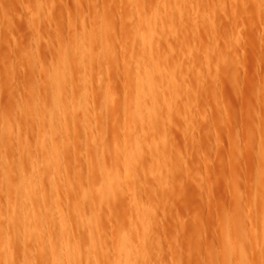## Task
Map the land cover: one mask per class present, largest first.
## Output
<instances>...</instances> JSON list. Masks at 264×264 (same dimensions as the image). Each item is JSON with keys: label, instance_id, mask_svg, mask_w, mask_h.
Returning a JSON list of instances; mask_svg holds the SVG:
<instances>
[{"label": "rangeland", "instance_id": "obj_1", "mask_svg": "<svg viewBox=\"0 0 264 264\" xmlns=\"http://www.w3.org/2000/svg\"><path fill=\"white\" fill-rule=\"evenodd\" d=\"M147 34L153 38L144 44ZM145 71L157 85L152 120L138 119L135 104ZM54 76L62 96L53 92ZM54 98L63 113L50 123ZM51 129L54 142L42 147L39 138ZM0 161V224L13 255L0 264H52L65 239L77 246L78 264H117L124 232L137 236V264L264 263V0H0ZM29 167L43 191L33 219L39 249L22 216L19 227L8 221V202H19L16 187ZM106 172L122 180L113 198L104 193ZM58 206L69 228L60 227ZM140 215L150 223L142 227Z\"/></svg>", "mask_w": 264, "mask_h": 264}, {"label": "bare ground", "instance_id": "obj_2", "mask_svg": "<svg viewBox=\"0 0 264 264\" xmlns=\"http://www.w3.org/2000/svg\"><path fill=\"white\" fill-rule=\"evenodd\" d=\"M173 7H174V5H173ZM168 10H169V8H168ZM182 10V9H181ZM171 12H173V10L171 11ZM177 14H178V12H176ZM182 14V13H181ZM173 15H175V14H173ZM159 16V15H158ZM176 16V15H175ZM171 17V16H170ZM89 20V19H88ZM88 20H87V22H88ZM154 23V22H153ZM170 23V22H169ZM161 24V23H160ZM165 24V23H164ZM153 25V24H152ZM154 25H155V23H154ZM161 25H163V24H161ZM171 25H172V23H171ZM155 27V26H154ZM153 27V28H154ZM157 27H160V25L159 26H157ZM163 27H165V25H163ZM174 27V26H173ZM149 28V27H148ZM139 29V28H138ZM162 29V28H161ZM149 30V29H148ZM146 31V30H145ZM152 31H154V30H152ZM159 31H161V30H158V32ZM88 32V31H87ZM147 32V31H146ZM140 33L142 34V31H140ZM147 33H149V31L147 32ZM83 34V33H82ZM154 34V33H153ZM153 34H147V35H144V36H142L143 37V42H144V44L146 43L147 44V42H149V41H151V39L153 38ZM157 35V34H156ZM160 35V34H159ZM162 36V35H161ZM141 37V38H142ZM83 38V37H82ZM89 38V37H88ZM81 40H83V39H81ZM159 40H160V38H159ZM84 41V40H83ZM156 41H158V38H157V40ZM82 42V41H81ZM150 43V42H149ZM80 44H82V43H80ZM83 45H85L84 44V42H83ZM142 45H143V43H142ZM55 46V45H54ZM75 46V45H74ZM155 46V45H154ZM58 47V46H57ZM80 47H81V45H80ZM145 47V50L147 49V45H145L144 46ZM157 47V46H156ZM142 48H143V46H142ZM74 49H75V47H74ZM73 49V50H74ZM83 49V48H82ZM84 49H85V47H84ZM149 49H150V46H149ZM155 49V48H154ZM153 49V50H154ZM58 50V49H57ZM70 50H72V49H69V51ZM54 51H55V49H54ZM75 51V50H74ZM147 51H148V49H147ZM146 51V52H147ZM150 51V50H149ZM34 52V51H33ZM32 52V53H33ZM68 52V51H67ZM72 52V51H71ZM83 52V51H82ZM81 52V54L83 55V53ZM143 52V51H142ZM154 52H155V50H154ZM66 53V52H65ZM86 53V52H85ZM89 53V52H88ZM36 54V53H35ZM54 55H56L55 53H54ZM70 55V54H69ZM73 55V54H72ZM75 56H77L76 54H74ZM73 55V56H74ZM82 55H80V56H82ZM150 55V54H149ZM59 56V55H58ZM57 56V57H58ZM89 56V55H88ZM98 56V55H97ZM147 56H148V54H147ZM156 56V55H155ZM65 57V56H64ZM70 57H72V56H70ZM78 57H79V55H78ZM150 56H148V58H149ZM36 58H38V57H36ZM63 58V55H61V59ZM66 58V57H65ZM73 58V57H72ZM80 58V57H79ZM67 59V58H66ZM150 59V58H149ZM154 59V58H153ZM152 59V60H153ZM88 61V60H87ZM56 62V61H55ZM67 62V61H66ZM86 62V61H85ZM153 62V61H152ZM152 62H150V63H152ZM60 63V62H59ZM63 63V62H62ZM76 63V62H75ZM83 63V62H82ZM148 63V62H147ZM51 64V63H50ZM77 65V64H76ZM80 65V64H79ZM83 65V64H82ZM151 65H153V63L151 64ZM51 66V68H52V65H50ZM70 67V65H68L67 64V67ZM66 67V68H67ZM68 67V68H69ZM144 67H147L143 62L141 63V64H139V66H138V69L140 70L141 68H144ZM50 68V69H51ZM60 68V67H59ZM58 68V69H59ZM81 69H82V67H81ZM152 69H153V66H152ZM159 69V68H158ZM70 70V69H69ZM83 70V69H82ZM161 70V69H160ZM164 70V69H163ZM56 71V70H55ZM88 71H89V69H88ZM49 72H50V70H49ZM58 72V71H57ZM158 72V71H157ZM51 73H52V70H51ZM56 73V72H55ZM59 73V72H58ZM68 73H70V72H68ZM98 73V72H97ZM142 73V72H141ZM144 73V78H138L139 80H138V90H136V91H138L139 93V95L137 94V97L135 98L136 100H135V104H136V106H137V109L139 110L138 111V113H137V115H138V119H143L144 117H148V119H150L152 116H154L155 115V109H156V106H157V101H155L156 99H158V98H156V96L154 95L155 93V91H156V88H157V85L155 86V84L153 83V80H152V77L153 76H151L150 74H148V72L147 71H145V72H143ZM160 73H161V71H160ZM153 74V73H152ZM49 75H50V73H49ZM74 75V74H73ZM86 75V74H85ZM88 75L90 76V73H88ZM159 75V74H158ZM157 75V76H158ZM61 76V75H60ZM67 76H69V75H67ZM165 76V75H164ZM50 77V76H49ZM63 77V76H62ZM88 77V76H87ZM98 77H100V76H98ZM166 77H168V76H166ZM52 78V77H51ZM71 78V77H70ZM78 78H80V77H78ZM82 78V77H81ZM89 78V77H88ZM161 78V77H160ZM165 78V77H164ZM67 79V78H66ZM99 79V78H98ZM137 79V78H136ZM154 79H155V77H154ZM63 80V79H62ZM85 80H86V77H85ZM155 80H157V77H156V79ZM69 81V80H68ZM78 81V80H77ZM137 81V80H136ZM50 83H51V80H50ZM53 85H54V87H53V92H55V94H59V95H61L62 93H61V88H63L64 89V87H62L63 86V81H61L60 80V78L59 77H57V76H54L53 77ZM75 83V82H74ZM82 83V82H81ZM156 83H157V81H156ZM71 85V84H70ZM68 86V85H67ZM75 86V85H74ZM76 86H78V85H76ZM81 86V85H80ZM85 87H86V83H85V85H84ZM163 88V87H162ZM67 90V89H66ZM88 90V89H87ZM158 90H160V88L158 89ZM162 90V89H161ZM154 93V94H153ZM159 94L158 95H161L160 94V92H158ZM43 94V93H42ZM67 94V93H66ZM65 94V95H66ZM162 94H163V92H162ZM62 96V95H61ZM53 97H54V95H53ZM56 97H58V96H56ZM55 97V98H56ZM162 97H164V96H162ZM54 98V99H55ZM63 98V97H62ZM51 99V98H50ZM64 99V98H63ZM85 99V98H84ZM83 100V99H82ZM88 100V99H87ZM33 101V100H32ZM51 101V100H50ZM60 101V99L59 100H57V99H55L54 100V103H53V110H49V111H47L46 113H47V116H48V120H49V122L50 123H52L55 119H53L54 118V113H58V112H60L61 111V113H63L62 112V107H61V105L63 104H60L61 102H59ZM90 100H88V102H89ZM133 101V100H132ZM155 101V102H154ZM160 101H161V99H160ZM85 102V101H84ZM148 102H152V105L154 104V106H151L150 108H149V104H151V103H148ZM37 103V102H36ZM78 103H79V99H78ZM83 103V102H82ZM161 103V102H160ZM40 104V103H39ZM65 104V103H64ZM90 104V103H89ZM133 104V103H132ZM134 104V105H135ZM82 105V104H81ZM85 105H86V103H85ZM161 105V104H160ZM166 105H167V102H166ZM32 106H34V105H32ZM144 107V111L142 112L141 111V107ZM35 107V106H34ZM45 107V106H44ZM83 107V106H82ZM160 108H161V106H159ZM164 107V106H163ZM162 107V108H163ZM32 108V107H31ZM37 108H38V106H37ZM51 108V107H50ZM49 108V109H50ZM71 108H73V107H71ZM88 108V107H87ZM62 109V110H61ZM79 109H81L80 107H79ZM136 109V108H135ZM74 110V109H73ZM73 110H72V114H73ZM157 110V109H156ZM38 111H40V109L38 110ZM70 111V110H69ZM158 111V110H157ZM161 111H162V109H161ZM18 112V111H17ZM86 112V111H85ZM19 113V112H18ZM36 113H37V111H36ZM39 113V112H38ZM80 113V112H79ZM84 113V112H83ZM157 113V112H156ZM87 114V113H86ZM92 114V113H91ZM135 114V113H134ZM38 115V114H37ZM42 114L40 113V116H41ZM62 116H64L63 114H61ZM61 115H59L60 117H61ZM76 115V114H75ZM27 116H29V115H27ZM31 116V115H30ZM36 116V115H35ZM56 116V115H55ZM58 116V115H57ZM68 116H72V115H70V113H69V115ZM135 116V115H134ZM157 116V115H156ZM155 116V117H156ZM6 117V116H5ZM20 117V116H19ZM89 117V116H88ZM87 117V118H88ZM154 117V118H155ZM27 118V117H26ZM64 118V117H63ZM31 119V118H30ZM42 119V118H41ZM40 119V120H41ZM47 119V118H46ZM61 119H62V117H61ZM69 119H70V117H69ZM28 120H29V118H28ZM32 120V119H31ZM150 120H152V119H150ZM6 121V120H5ZM57 121H58V119H57ZM140 121V120H139ZM153 121H154V119H153ZM26 122V121H25ZM32 122H36L37 123V121H32ZM39 122V121H38ZM46 122H48V121H46ZM138 122V121H137ZM147 122H148V120H147ZM147 122L145 123V124H147ZM29 123V122H28ZM35 123V127H36V125L38 124H36ZM57 123V122H56ZM60 123H62V120H61V122ZM60 123H59V125H60ZM149 123V122H148ZM3 124H5V126H7L8 127V125H6V123H3ZM55 124V123H54ZM63 124H64V122H63ZM133 124V123H132ZM12 125H13V123H12ZM62 125V124H61ZM74 125V124H73ZM73 125H71V126H73ZM149 125V124H148ZM10 126V125H9ZM14 126V125H13ZM31 126V125H30ZM38 126H39V124H38ZM40 126H42V125H40ZM48 126V125H47ZM52 126V125H51ZM50 126V127H51ZM5 128V131L7 130V129H9V128ZM54 127V126H53ZM56 127V126H55ZM146 127H147V125H146ZM150 127V126H149ZM148 127V128H149ZM157 127V126H156ZM13 128V127H12ZM11 128V129H12ZM52 128V127H51ZM65 128V127H64ZM68 128H69V126H68ZM75 127H73V129H74ZM144 128V127H143ZM143 128H142V130H143ZM36 129H37V127H36ZM36 129H35V131H36ZM39 129V128H38ZM50 129V128H49ZM54 129V128H53ZM63 129V128H62ZM151 130H152V128H151ZM150 130V131H151ZM154 130V129H153ZM156 131H158V129H155ZM15 131V130H14ZM33 131H34V129H33ZM59 131H61V130H59ZM64 131V130H63ZM139 131H140V129H139ZM145 131V130H144ZM11 132V131H10ZM54 131L51 129L50 131L48 130V131H44V133L41 135V139L39 138V141H38V143H40L41 144V146L42 147H44V146H48L47 145V142L48 141H51V140H53V142H54V139H52L53 138V136L55 135L54 133H53ZM73 132H74V130H73ZM87 132H88V130H87ZM90 132H91V130H90ZM141 132V131H140ZM14 133V136H15V132H13ZM145 133V132H144ZM6 134V133H5ZM25 134V133H24ZM39 134V133H38ZM61 134V133H60ZM64 134H66V133H64ZM89 134V133H88ZM92 134V133H91ZM140 134V133H139ZM152 134V133H151ZM157 134H159V133H157ZM8 135V134H7ZM35 135V134H34ZM37 135V134H36ZM69 135V134H68ZM59 136H61V135H59ZM65 136V135H64ZM74 136V135H73ZM86 136V135H85ZM140 136H141V134H140ZM156 136V135H155ZM159 135H157V137H158ZM12 137V136H11ZM75 137V136H74ZM147 137V136H146ZM151 137V136H150ZM153 137V136H152ZM25 138V137H24ZM30 138V137H29ZM28 138V139H29ZM56 138V137H55ZM58 138V137H57ZM59 138H61V137H59ZM143 138H145V134H144V137ZM31 139H32V137H31ZM66 139V138H65ZM27 140V139H26ZM36 140V139H35ZM91 140V139H90ZM140 140H141V138H140ZM149 140V142H150V138L148 139ZM32 141H34L33 139H32ZM60 141V140H59ZM71 141V140H70ZM70 141H69V143H70ZM142 141V140H141ZM141 141H140V146L139 147H141ZM147 141V140H146ZM152 141V140H151ZM154 141V140H153ZM65 142V141H64ZM63 142V143H64ZM132 142V141H131ZM136 142V141H135ZM27 143H28V146H29V142H28V140H27ZM66 143H67V139H66ZM138 143V142H137ZM144 143V142H143ZM147 143V142H146ZM151 143V142H150ZM153 143V142H152ZM151 143V144H152ZM155 143V142H154ZM153 143V144H154ZM149 144V143H148ZM152 144V145H153ZM53 145V144H52ZM63 145V144H62ZM67 145H68V143H67ZM145 145V144H144ZM143 145V146H144ZM147 145V144H146ZM25 146H27V145H25ZM24 146V147H25ZM34 146V145H33ZM32 146V147H33ZM36 146H38L37 144H36ZM40 146V145H39ZM59 146H60V144H59ZM64 146H65V144H64ZM63 146V147H64ZM137 146V145H136ZM147 146H151L150 144L149 145H147ZM146 146V147H147ZM50 147V146H49ZM54 147V146H53ZM52 147V148H53ZM68 147V146H67ZM165 147V146H164ZM29 148V147H28ZM33 148H36V147H33ZM39 149H41L40 147H38ZM51 148V149H52ZM134 148V147H133ZM156 148V147H155ZM44 149V148H43ZM61 149H62V147H61ZM65 149H66V146H65ZM137 149H138V147H137ZM163 149V148H162ZM45 150V149H44ZM141 150H142V148H141ZM140 150V151H141ZM46 151H48V150H46ZM52 151H53V149H52ZM136 151V150H135ZM139 151V150H138ZM144 151V150H143ZM23 152V151H22ZM27 152V151H26ZM43 152V151H42ZM41 152V153H42ZM130 152V151H129ZM137 152V151H136ZM136 152H134L133 151V153H136ZM149 152V151H148ZM159 153H160V151H158ZM60 153V152H59ZM73 153V152H72ZM131 153V152H130ZM141 153V152H140ZM140 153H138V154H140ZM156 153V152H155ZM145 154V153H144ZM143 154V155H144ZM43 155V154H42ZM88 155V154H87ZM127 155H129V154H127ZM132 155V154H131ZM134 155H136V154H134ZM142 155V156H143ZM148 155H149V153H148ZM34 156V155H33ZM47 156V155H46ZM50 156V155H49ZM61 156V155H60ZM59 156V157H60ZM160 156H161V154H160ZM43 157V156H42ZM79 157H80V155H79ZM82 157V156H81ZM86 157V156H85ZM123 157H124V155H123ZM129 156H127V158H128ZM137 157V156H136ZM150 157V156H149ZM152 157H154L153 155H152ZM155 157H157V156H155ZM5 158V157H4ZM29 158V157H28ZM27 158V159H28ZM61 158H62V156H61ZM129 158H131V157H129ZM138 158V157H137ZM144 158V157H143ZM143 158H141V159H143ZM145 158H146V156H145ZM3 159V158H2ZM5 159H7V158H5ZM30 159L31 158H29V160L28 161H30ZM34 159V158H33ZM37 159V158H36ZM44 160L46 159L45 157L43 158ZM124 159V158H123ZM132 160L134 159V158H131ZM157 159V158H156ZM8 160V159H7ZM39 160H41V158L39 159ZM43 160V161H44ZM53 160H55V159H53ZM126 160V159H125ZM129 160V159H128ZM127 160V161H128ZM144 160H146V159H144ZM152 160H153V158H152ZM159 160V159H158ZM63 161V160H62ZM137 161V160H136ZM148 161V160H147ZM161 161V160H160ZM1 162V165H2V161H0ZM5 162V161H4ZM3 162V163H4ZM10 162V161H9ZM41 162V161H40ZM86 162V161H85ZM123 162V161H122ZM129 162V161H128ZM132 162V161H131ZM154 162V161H153ZM159 162V161H158ZM6 163V162H5ZM4 163V164H5ZM33 163V162H32ZM51 163V162H50ZM53 163V162H52ZM51 163V164H52ZM88 164H90L89 163V161L87 162ZM134 163H136V162H134ZM138 163V162H137ZM143 163V162H142ZM20 164V163H19ZM36 164H37V161H36ZM40 165H41V163H39ZM50 164V165H51ZM129 164V163H128ZM132 164H133V162H132ZM155 164H156V161H155ZM0 165V166H1ZM25 165H27V163H25ZM43 165V164H42ZM56 164H54V166H55ZM62 165V164H61ZM60 165V166H61ZM87 165V164H86ZM118 165H119V163H118ZM122 165V164H121ZM4 166H6V165H4ZM30 167H31V165H29ZM53 166V165H52ZM52 166H50V167H52ZM65 166V165H64ZM139 166L141 167L142 166V164L140 165V163H139ZM138 166V167H139ZM143 166H144V164H143ZM157 166H158V164H157ZM162 166V165H161ZM7 167V166H6ZM6 167H5V169H6ZM21 167V166H20ZM29 167V168H30ZM48 167V166H47ZM90 167V166H89ZM88 167V168H89ZM125 167H127V166H125ZM133 167H135V164H134V166ZM159 167V166H158ZM0 168H2V167H0ZM33 168V167H32ZM32 168H30V172H27V174H22L21 173V175H20V182H19V184H18V187H16V194H17V196L19 197V202L18 203H14L13 201L11 202V201H9L8 202V208L7 209H10V210H8L9 212H8V218H9V222H10V224L12 225V226H17V224H19V222H20V216H22V220H24V223H25V230H26V234H28L29 236H31V238L35 241L36 240V238L38 237V234H37V232H38V229L39 228H37L36 226H34V224H33V219H34V217L36 216V212H37V210L38 209H40V206L38 205V198L39 197H41L42 195H41V193H43V191L41 190L42 189V185H41V188H39L40 187V183L35 179V176H37L36 174H35V176L33 175V173H32V171L35 169V167L32 169ZM61 168H63V167H61ZM105 168V167H104ZM5 169H3L4 170V173L7 175V178L6 179H8L9 177H8V173H7V170H5ZM18 169H20V170H22V168H18ZM47 169V168H46ZM54 169V168H53ZM58 169H60L59 168V165H58ZM162 169V168H161ZM36 170H37V168H36ZM44 170V169H43ZM118 170V169H117ZM127 170V169H126ZM128 170L130 171V169H129V167H128ZM127 170V171H128ZM136 169H134V173H136V171H135ZM29 171V170H28ZM46 171V170H45ZM129 171H128V173H129ZM19 172V171H18ZM35 172V171H34ZM37 172V171H36ZM43 172V171H42ZM3 173V172H2ZM44 173V172H43ZM52 173V172H51ZM56 173V172H55ZM60 173H62V172H60ZM128 173H126V174H124V175H127ZM137 173H138V171H137ZM47 174V173H46ZM87 174V173H86ZM122 174V173H121ZM13 175V174H12ZM44 175H45V173H44ZM48 175V174H47ZM54 175H56V174H54L53 173V176ZM62 175V174H61ZM9 176L11 177V175L9 174ZM51 176V175H50ZM63 176H65V174H63ZM63 176H61L62 178H63ZM134 176V175H133ZM141 176V175H140ZM39 177V176H38ZM38 177H37V179H38ZM57 177H58V175H57ZM119 177H120V174H119V176L115 173V172H106V182L105 181H103V182H105V194H106V196L107 197H115L116 196V194H117V191H118V187H119V185H120V183H121V181H120V179H119ZM15 178V177H14ZM45 178H47V177H45ZM54 178V177H53ZM87 178V177H86ZM105 178V177H104ZM16 179V178H15ZM42 179H44V177L42 178ZM48 179V178H47ZM57 179H59V178H57ZM66 182H67V180L65 179V177L63 178ZM68 179V178H67ZM123 179V178H122ZM127 179V178H126ZM161 180H162V177L160 178ZM18 180V181H19ZM41 180V179H40ZM49 180V179H48ZM56 180V179H55ZM78 180V179H77ZM76 180V181H77ZM140 180H141V178H140ZM160 180V181H161ZM6 181V180H5ZM17 181V180H16ZM15 181V182H16ZM73 181V180H72ZM91 181V180H90ZM138 181V180H137ZM137 181H136V184H137ZM143 181V180H142ZM142 181L140 182V181H138V186H140L139 185V182L142 184ZM159 181V183H162V182H160ZM163 181V180H162ZM4 182V181H3ZM47 182L48 181H46V185H47ZM50 182H53L52 180L50 181ZM57 182L59 183V181L57 180ZM79 182H80V184H82L81 183V181L79 180ZM87 182V181H86ZM5 183V182H4ZM3 183V184H4ZM77 183V182H76ZM63 184V183H62ZM69 184V183H68ZM68 184H66V185H68ZM87 184V183H86ZM91 184V183H90ZM104 184V183H103ZM102 184V185H103ZM65 185V184H64ZM92 185V184H91ZM90 185V186H91ZM164 185V184H163ZM17 186V185H16ZM82 186H83V184H82ZM87 186H88V184H87ZM143 185H141V187H142ZM8 187V186H7ZM60 187V186H59ZM68 187H69V185H68ZM57 188H58V185H57V183L55 182V183H53V184H50V186H49V191L51 192V196H53V198H55V202H56V192H57ZM64 188H66V187H64ZM83 188V187H82ZM162 188V187H161ZM69 189V188H68ZM73 189H74V187H73ZM59 190H60V188H59ZM62 190H63V188H62ZM4 191V190H3ZM15 191V190H14ZM13 191V192H14ZM32 192V194L29 196V192ZM65 191V190H64ZM74 191H76V190H74ZM82 191V190H81ZM89 190H87V191H85V192H88ZM5 192V191H4ZM10 192H12V191H10ZM12 192V193H13ZM67 192V191H66ZM60 193H61V191H60ZM82 193V192H81ZM101 193V192H100ZM104 193H103V197H104ZM5 194H6V192H5ZM69 195V194H68ZM90 195V194H89ZM138 195V194H137ZM7 196V195H6ZM81 196V195H80ZM4 197V196H3ZM13 197H15V196H13ZM77 197V196H76ZM8 198V197H7ZM53 198H51V202H52V200H53ZM61 198H62V196H61ZM70 198V197H69ZM75 198V197H74ZM90 198V197H89ZM99 198V197H98ZM15 199V198H14ZM67 199V198H66ZM87 199V198H86ZM104 199H105V197H104ZM5 200V199H4ZM8 200H9V198H8ZM75 200H77V199H75ZM65 201V200H64ZM71 201V200H70ZM92 201V200H91ZM104 202H105V200H103ZM111 201V200H110ZM35 202H37V205L35 206L34 204H35ZM39 202H41L42 204H43V202H42V199H41V201L39 200ZM54 202V201H53ZM67 202V201H66ZM76 202V201H75ZM74 202V203H75ZM1 203H3V202H1ZM58 203V202H57ZM63 203V202H62ZM81 203V202H80ZM86 203V202H85ZM113 203V202H112ZM6 204H7V202H6ZM5 204V205H6ZM77 204V203H76ZM106 204V203H105ZM30 205H32V207L30 206ZM52 205V204H51ZM54 206H56L57 204H53ZM59 205V204H58ZM64 205V204H63ZM104 205V204H103ZM1 206V205H0ZM2 206H3V204H2ZM60 206V205H59ZM59 206H58V208H59ZM68 206V205H67ZM77 206V205H76ZM75 206V207H76ZM86 206V205H85ZM10 207V208H9ZM52 207V209H53V206H51ZM81 207V206H80ZM137 207H139V206H137ZM4 208H5V206H4ZM29 208H30V210H29ZM57 208V207H56ZM77 208V207H76ZM75 208V209H76ZM135 208V207H134ZM54 209H55V207H54ZM74 209V210H75ZM81 209V208H80ZM87 209V208H86ZM85 209V211H87ZM43 210H44V208H43ZM56 210V209H55ZM60 208H59V210H58V214H59V217L61 218V224H60V227H62V228H66L67 226L66 225H68L67 224V220H65L64 219V214H63V212H60ZM142 210V209H141ZM42 211V210H41ZM51 211V210H50ZM53 211V210H52ZM77 212H78V210H76ZM83 211V210H82ZM5 212H6V209H5ZM54 212V211H53ZM88 212V211H87ZM132 212H133V210H132ZM136 212V211H135ZM140 212V211H139ZM142 212V211H141ZM65 213H68V212H65ZM137 213V212H136ZM29 214V215H28ZM38 214V213H37ZM78 214V213H77ZM88 214V213H87ZM41 215H42V212H41ZM57 215V214H56ZM85 215V214H84ZM136 215V214H135ZM134 215V216H135ZM44 216V215H43ZM55 216V215H54ZM39 217V216H38ZM45 217V216H44ZM43 217V218H44ZM66 217H68V216H66ZM7 218V219H8ZM55 218L57 219V217L55 216ZM85 218H86V215H85ZM79 219V218H78ZM131 219V218H130ZM133 219H136V218H133ZM149 219V218H148ZM38 220H40L39 218H38ZM132 220V219H131ZM86 221V220H85ZM138 221H140V223H141V225H142V227H144L145 225H147V223L149 222H147V220L145 219V217L144 216H139V218H138ZM39 222V221H38ZM68 222H69V220H68ZM82 222V221H81ZM84 222V221H83ZM44 223H47L46 221L44 222ZM59 223H60V221H59ZM79 223V222H78ZM86 223V222H85ZM85 223H84V225H85ZM130 223H131V221H130ZM135 223V222H134ZM150 223V222H149ZM23 224V223H22ZM33 224V225H32ZM70 224V223H69ZM82 224V223H81ZM87 224V223H86ZM95 223H93V225H94ZM47 225V224H46ZM73 225V224H72ZM12 226L10 227V230H11V228H12ZM48 226V225H47ZM69 226H71V225H69ZM95 226V225H94ZM17 227H19V226H17ZM83 227H85V226H83ZM96 227V226H95ZM95 227L93 228V229H95ZM127 227V226H126ZM130 227H133L132 225L130 226ZM67 228H69V227H67ZM71 228V227H70ZM77 228V227H76ZM78 228H81V226H79ZM41 229H42V227H41ZM63 229V230H64ZM89 229V228H88ZM131 229H133V228H131ZM146 229V228H145ZM18 230V229H17ZM123 231H125L124 229H122ZM121 230V231H122ZM150 230V229H149ZM43 231H44V229H43ZM67 231H69V229L67 230ZM72 231V230H71ZM85 231H86V229H85ZM95 231L96 230H94V233H95ZM143 231V230H142ZM151 231V230H150ZM23 232H25V231H23ZM93 232V231H92ZM100 232H101V230H100ZM127 232V231H126ZM133 232V231H132ZM149 232V231H148ZM130 233V232H129ZM143 233V232H142ZM147 233V232H146ZM11 234H12V231H11ZM21 234V233H20ZM80 234H81V229H80ZM87 234V233H86ZM120 234H121V232H120ZM136 234V233H135ZM151 234V233H150ZM17 235V233H15V236ZM23 235V234H22ZM27 235V236H28ZM49 235V234H48ZM63 235V234H62ZM62 235H60V236H62ZM64 235H65V233H64ZM68 235V234H67ZM111 235V234H110ZM137 235V234H136ZM147 235H148V233H147ZM12 236V235H11ZM26 236V235H25ZM27 237V238H30V237ZM37 236V237H36ZM46 237H47V234L45 235ZM44 236V237H45ZM72 236V232H70V236L69 237H71ZM98 236V235H97ZM134 237H137V236H135V235H133ZM145 236H146V234H145ZM21 237V236H20ZM134 237H132V236H130L129 234H127V233H122L121 235H120V238H119V240H118V242H117V248H115V249H117L116 250V253H117V251H118V257L116 258L117 260V264H135L136 263V258L134 259V255L138 252V250L137 251H135V246H136V244H137V238L135 239ZM147 237V236H146ZM149 237V236H148ZM24 238V237H23ZM26 238V239H27ZM72 238V237H71ZM141 238V237H140ZM140 238H139V240H140ZM25 239V240H26ZM31 239V240H32ZM45 239H47V238H45ZM62 239V238H61ZM61 239H60V241H61ZM73 239H74V237H73ZM81 239V238H80ZM23 239H20V241H22ZM57 240V239H56ZM82 240V239H81ZM145 237H142V243H141V245L144 247V245H145ZM8 241H10V238H9V235H8V233L5 231V228H3L2 227V225L0 224V258H4V261H9L11 258H12V251L10 250V247L9 246H7V248L5 247V245L8 243ZM16 241H17V238H16ZM26 241H28V240H26ZM25 241V244L27 243ZM48 241H50V240H47V242ZM59 241V242H60ZM74 241V240H73ZM77 241V240H76ZM91 241V240H90ZM89 241V242H90ZM97 241H98V239H97ZM30 242V241H29ZM28 242V243H29ZM36 242V241H35ZM37 242H38V239H37ZM36 242V243H37ZM46 242V241H45ZM56 242V241H55ZM54 242V243H55ZM62 243H60V244H58V248L56 249L57 251H56V253L54 254V256H53V262H55V261H57V263L58 264H69L70 262H71V260H73L74 261V264L75 263H77V262H75L77 259H78V256H79V250H78V248H77V246L74 244V242H72L70 239H65V240H62L61 241ZM140 242H141V240H140ZM33 243V242H32ZM31 243V244H32ZM49 243H51V242H49ZM83 243V242H82ZM88 243V242H87ZM98 243V242H97ZM116 243V242H115ZM147 243V242H146ZM24 244V245H25ZM40 244V243H39ZM95 244V243H94ZM148 244H149V242H148ZM238 244V243H237ZM262 244H264L263 242H262ZM22 245H23V243H22ZM27 245V244H26ZM26 245H25V247H26ZM29 245V244H28ZM34 245V244H33ZM37 245H38V243H37ZM46 245H47V243H46ZM53 245H55V244H53ZM98 245V244H97ZM96 245V246H97ZM109 245V244H108ZM15 246H16V244H15ZM30 246V245H29ZM28 246V247H29ZM36 246V245H35ZM40 245H38V249L40 248L39 247ZM48 246V245H47ZM51 246V245H50ZM82 247H83V245H81ZM100 245H98L97 247H99ZM110 246H111V244H110ZM9 247V248H8ZM14 247V246H13ZM21 247V246H20ZM81 247V248H82ZM90 247V246H89ZM116 247V246H115ZM146 247V246H145ZM237 247V246H236ZM21 248H23V247H21ZM20 248V249H21ZM51 248V247H50ZM53 248H54V246H53ZM16 249V248H15ZM18 249V248H17ZM28 249V248H27ZM32 249H33V247H32ZM35 249H36V247H35ZM34 249V250H35ZM47 249H49V247L47 248ZM83 249V248H82ZM89 249V248H88ZM98 249V248H97ZM138 249H139V247H138ZM143 249H145V248H143ZM149 249V248H148ZM147 249V250H148ZM264 249V248H263ZM99 250V252H100V249H98ZM114 250V249H113ZM142 250V249H141ZM146 250V249H145ZM17 251V250H16ZM82 251V250H81ZM80 251V252H81ZM112 251V250H111ZM111 251H109V252H111ZM26 252V251H25ZM37 252H39V251H37ZM85 252V251H84ZM88 252H89V250H88ZM144 252V251H143ZM143 252H141L142 254H143ZM146 252V251H145ZM148 252V251H147ZM35 253V252H34ZM51 253H52V251H51ZM83 253V252H82ZM113 253V251L111 252V254ZM114 253H115V250H114ZM116 253H115V255L114 256H116ZM140 253V252H139ZM99 254H101V252L99 253ZM110 254V255H111ZM30 255H32V254H30L29 253V256ZM34 255V254H33ZM84 255H87L86 253L84 254ZM89 255H90V252H89ZM93 256H94V253L92 254ZM105 255V254H104ZM140 255V254H139ZM144 255V254H143ZM241 255V254H240ZM22 256V255H21ZM25 256V255H24ZM92 256V258H95V257H93ZM137 256V255H136ZM145 256V255H144ZM143 256V257H144ZM38 257V256H37ZM51 257H52V255H51ZM90 257V256H89ZM88 257V258H89ZM143 257H141V258H143ZM149 258V254H148V256H146V258ZM17 258V257H16ZM25 258V257H24ZM28 258V257H27ZM30 258V257H29ZM84 258H86L85 256H84ZM112 258V257H111ZM110 258V259H111ZM139 258H140V256H139ZM138 258V259H139ZM145 258V257H144ZM32 259H34V258H32ZM241 259V258H240ZM13 260H14V258H13ZM31 260V259H30ZM47 260V259H46ZM113 260V258L111 259V261ZM115 260V259H114ZM144 260V259H143ZM147 260V259H146ZM260 260H262V259H260ZM24 261V260H23ZM90 261H91V258H90ZM110 261V262H111ZM140 260H138L137 262H139ZM264 261V260H263ZM22 262V261H21ZM26 262V261H25ZM53 262H52V264H53ZM89 262V261H88ZM93 261H91V264H93L92 263ZM144 262V261H143ZM143 262H142V264H143ZM147 262V261H146ZM17 263L19 264V262L17 261ZM24 263V262H23ZM22 263V264H23ZM42 263V262H41ZM50 263V262H49ZM72 264H73V262H71ZM101 263V262H100ZM13 264V263H12ZM78 264V263H77ZM89 264H90V262H89ZM137 264V263H136ZM141 264V263H140ZM246 264V263H245ZM262 264H264V263H262Z\"/></svg>", "mask_w": 264, "mask_h": 264}]
</instances>
